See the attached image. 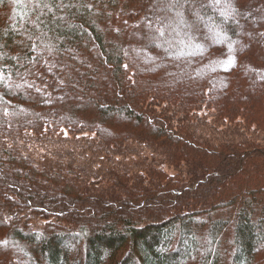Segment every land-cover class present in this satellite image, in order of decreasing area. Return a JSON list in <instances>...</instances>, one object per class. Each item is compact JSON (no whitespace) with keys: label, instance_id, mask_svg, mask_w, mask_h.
I'll return each instance as SVG.
<instances>
[{"label":"trees","instance_id":"16d2710c","mask_svg":"<svg viewBox=\"0 0 264 264\" xmlns=\"http://www.w3.org/2000/svg\"><path fill=\"white\" fill-rule=\"evenodd\" d=\"M0 264H264V0H0Z\"/></svg>","mask_w":264,"mask_h":264},{"label":"rangeland","instance_id":"374dc122","mask_svg":"<svg viewBox=\"0 0 264 264\" xmlns=\"http://www.w3.org/2000/svg\"><path fill=\"white\" fill-rule=\"evenodd\" d=\"M202 22H203V20L200 21L199 24L201 25ZM204 26H205V27H208V24H207V23H204ZM204 26H203V27H204ZM205 31H206V32L208 31L207 28H205ZM217 35H219V33H217ZM253 239L256 240V239H258V238L254 237ZM77 241H78V237H77L76 239H74V240L71 242V243H74V244H71V245H65V244L60 243L59 246H61V247H63V248H64V247H65V248H71V247H73V245L78 244ZM162 241L164 242V240H162ZM186 243H187V242H186ZM186 243H185V245H186ZM189 244H190V243H189ZM185 245H184V246H185ZM181 249L183 250V245H182V244H181ZM182 254H183V255H186V254L183 253V252H182Z\"/></svg>","mask_w":264,"mask_h":264}]
</instances>
